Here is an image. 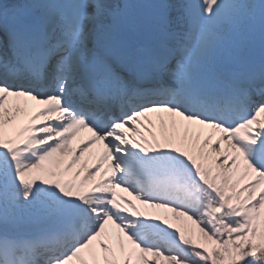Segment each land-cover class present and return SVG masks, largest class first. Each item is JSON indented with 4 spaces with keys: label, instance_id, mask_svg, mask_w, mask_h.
I'll use <instances>...</instances> for the list:
<instances>
[{
    "label": "snow or ice",
    "instance_id": "6c2138e0",
    "mask_svg": "<svg viewBox=\"0 0 264 264\" xmlns=\"http://www.w3.org/2000/svg\"><path fill=\"white\" fill-rule=\"evenodd\" d=\"M0 264H264V0H0Z\"/></svg>",
    "mask_w": 264,
    "mask_h": 264
},
{
    "label": "bare ground",
    "instance_id": "6f19581e",
    "mask_svg": "<svg viewBox=\"0 0 264 264\" xmlns=\"http://www.w3.org/2000/svg\"><path fill=\"white\" fill-rule=\"evenodd\" d=\"M73 147H75V146H73ZM134 203H135V202H134ZM137 206L140 207L139 205H137ZM150 211H152V210H150ZM160 214H161L162 216H166V217H168L170 220L173 219L171 213H163V212H161Z\"/></svg>",
    "mask_w": 264,
    "mask_h": 264
}]
</instances>
